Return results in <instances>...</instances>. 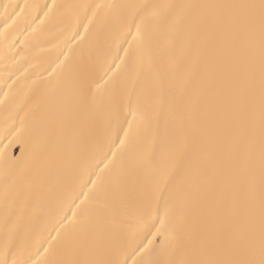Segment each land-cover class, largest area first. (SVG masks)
Masks as SVG:
<instances>
[{
	"label": "bare ground",
	"instance_id": "obj_1",
	"mask_svg": "<svg viewBox=\"0 0 264 264\" xmlns=\"http://www.w3.org/2000/svg\"><path fill=\"white\" fill-rule=\"evenodd\" d=\"M258 2L0 0V262L190 258L196 181L161 227L141 162L187 116L191 10L179 6Z\"/></svg>",
	"mask_w": 264,
	"mask_h": 264
},
{
	"label": "snow or ice",
	"instance_id": "obj_2",
	"mask_svg": "<svg viewBox=\"0 0 264 264\" xmlns=\"http://www.w3.org/2000/svg\"><path fill=\"white\" fill-rule=\"evenodd\" d=\"M179 7L191 10L186 16L193 49L192 84L184 93L187 116L174 135L151 143L142 154L151 183L146 212L150 219L155 208L163 227L193 178L190 206L198 205L202 224L190 242V258L169 264H264V0ZM4 160L8 163L6 154ZM160 200L165 202L163 217Z\"/></svg>",
	"mask_w": 264,
	"mask_h": 264
}]
</instances>
